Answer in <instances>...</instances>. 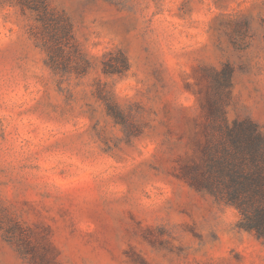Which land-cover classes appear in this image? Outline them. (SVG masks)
I'll return each instance as SVG.
<instances>
[{
    "label": "rangeland",
    "instance_id": "374dc122",
    "mask_svg": "<svg viewBox=\"0 0 264 264\" xmlns=\"http://www.w3.org/2000/svg\"><path fill=\"white\" fill-rule=\"evenodd\" d=\"M44 2L0 0V264H264L191 178L214 96L264 131V0Z\"/></svg>",
    "mask_w": 264,
    "mask_h": 264
},
{
    "label": "trees",
    "instance_id": "16d2710c",
    "mask_svg": "<svg viewBox=\"0 0 264 264\" xmlns=\"http://www.w3.org/2000/svg\"><path fill=\"white\" fill-rule=\"evenodd\" d=\"M19 2L39 12V20H45L44 0ZM48 33L50 40L60 43L55 33L49 29ZM229 73L223 71L222 79L216 75L219 86L230 85ZM211 105L215 106L211 117L216 122L219 137L207 148L204 165H196L191 178L226 204L235 206L241 214V228L264 237V131L251 119L234 120L230 124L223 103L215 96ZM110 109L114 113V108L110 106Z\"/></svg>",
    "mask_w": 264,
    "mask_h": 264
}]
</instances>
